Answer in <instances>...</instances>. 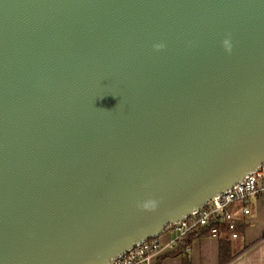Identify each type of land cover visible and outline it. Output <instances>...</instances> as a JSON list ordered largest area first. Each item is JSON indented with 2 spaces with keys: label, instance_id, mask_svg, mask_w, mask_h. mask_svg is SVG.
Returning a JSON list of instances; mask_svg holds the SVG:
<instances>
[{
  "label": "water",
  "instance_id": "water-1",
  "mask_svg": "<svg viewBox=\"0 0 264 264\" xmlns=\"http://www.w3.org/2000/svg\"><path fill=\"white\" fill-rule=\"evenodd\" d=\"M262 163L264 0H0V264H109Z\"/></svg>",
  "mask_w": 264,
  "mask_h": 264
},
{
  "label": "crops",
  "instance_id": "crops-1",
  "mask_svg": "<svg viewBox=\"0 0 264 264\" xmlns=\"http://www.w3.org/2000/svg\"><path fill=\"white\" fill-rule=\"evenodd\" d=\"M241 206L238 202L228 206L242 233L236 230L237 237L231 236L233 257L223 264H264V197L251 199L248 214H243ZM175 236L176 232L167 228L158 237L164 249L149 264H182L184 257L190 264H220L218 234L198 236L183 251L178 250Z\"/></svg>",
  "mask_w": 264,
  "mask_h": 264
},
{
  "label": "built area",
  "instance_id": "built-area-1",
  "mask_svg": "<svg viewBox=\"0 0 264 264\" xmlns=\"http://www.w3.org/2000/svg\"><path fill=\"white\" fill-rule=\"evenodd\" d=\"M256 196L264 197V163L248 173L232 188L225 190L208 200L206 204L196 212L183 217L179 222L169 225L176 232L174 241H177L192 227L208 224L217 219L225 222L233 238L237 237L236 221L228 206L236 202L240 203L243 214L250 213V201ZM211 235L216 234V228H212ZM164 249V245L157 238H150L131 248L127 252L113 258L109 264H149Z\"/></svg>",
  "mask_w": 264,
  "mask_h": 264
},
{
  "label": "trees",
  "instance_id": "trees-1",
  "mask_svg": "<svg viewBox=\"0 0 264 264\" xmlns=\"http://www.w3.org/2000/svg\"><path fill=\"white\" fill-rule=\"evenodd\" d=\"M212 228H216L219 240V257L220 264L229 261L233 257V253L230 252L231 245V233L225 222H219L217 219L211 220L208 224L197 225L190 228L178 241L177 247L179 251H183L188 247L192 240L198 236L211 235ZM236 230L242 233L241 225L236 226ZM182 264H190V260L186 257L183 259Z\"/></svg>",
  "mask_w": 264,
  "mask_h": 264
},
{
  "label": "clouds",
  "instance_id": "clouds-1",
  "mask_svg": "<svg viewBox=\"0 0 264 264\" xmlns=\"http://www.w3.org/2000/svg\"><path fill=\"white\" fill-rule=\"evenodd\" d=\"M153 47L160 48V47H163V44L162 43H157V44H154Z\"/></svg>",
  "mask_w": 264,
  "mask_h": 264
}]
</instances>
